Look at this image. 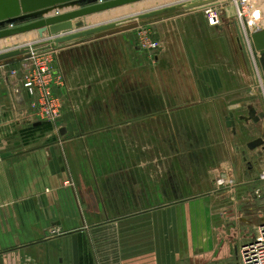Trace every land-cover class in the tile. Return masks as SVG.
I'll return each mask as SVG.
<instances>
[{
  "label": "crops",
  "instance_id": "0c3cea01",
  "mask_svg": "<svg viewBox=\"0 0 264 264\" xmlns=\"http://www.w3.org/2000/svg\"><path fill=\"white\" fill-rule=\"evenodd\" d=\"M192 1L198 7L147 24L165 32L162 57L174 75L159 88L151 67L143 81L138 72L109 76L131 78L132 87L107 89L122 96L108 102L116 109L107 113L122 120L118 129L131 119L135 130H150L143 136L148 145H157L158 112L166 113L168 129L195 122L217 128L218 135L189 142L168 137L163 154L142 158L125 147L141 145V132L104 133L113 127L104 126V103L99 122L77 119L90 112V101L87 92H73L67 76L56 73L50 84L61 99V121L36 116L43 91L31 94L27 76H0V264H240V247L264 221V200L256 195L264 179L263 101L246 106L261 120L245 116L251 73L235 6L224 4L221 23L212 26L201 6L218 0ZM122 34L73 47L118 49ZM16 61L9 69H17ZM229 117L235 126L227 125ZM142 160L148 169H141Z\"/></svg>",
  "mask_w": 264,
  "mask_h": 264
},
{
  "label": "rangeland",
  "instance_id": "374dc122",
  "mask_svg": "<svg viewBox=\"0 0 264 264\" xmlns=\"http://www.w3.org/2000/svg\"><path fill=\"white\" fill-rule=\"evenodd\" d=\"M188 1L192 0H144L114 8L103 13L94 14L83 20L88 26L117 20L119 21L120 28H122L131 23H138L139 19L137 18V15L139 13L157 7L171 5L174 3H183L182 5L184 6V9H190V4L187 3ZM239 7V9L244 11V13L248 12L244 14V21L246 22V25L248 22V27L250 26L252 30L258 29L261 25L260 22L264 20V15H261V11L263 10L262 1H259L255 7L249 4H243ZM235 10H237V8H235ZM119 32L123 34L116 39L122 42V45H120L118 49L116 45L110 46L104 45V43L82 45L81 47H73V44L58 46L55 44L53 37L45 35L44 38H41L36 31L1 39L0 52L14 48H29L30 51L24 55L11 59V62L19 60L13 64L17 69H9L12 68L7 66L9 65V61H5V63H3L5 65L0 64V76L14 75L35 78L36 76H43L41 74V69L43 67H48L47 75L52 72V76H56V73H59L60 76H67V79L64 78L65 83L68 81L70 86L77 87V89L73 90V92L76 91L77 95L87 92V101H90L88 105V110L90 112L78 113L77 119L94 121V123L99 122L102 115L99 112L101 107L100 103H104V126L113 125L110 129L104 128V133L111 131L116 134L117 130H120L124 131L126 136H132L133 132L135 134L138 131L141 132V145H126L125 147L129 152L139 153L142 158L145 156V153L148 154L149 152L156 153L157 155L163 154L165 152L164 149L166 148L164 144L166 143V138L168 137H183L188 139L189 142L190 140L196 141L199 138L201 139L203 137L218 135L219 132L217 128L204 127L202 123L195 122H185L182 127L168 129L165 126V112L157 113L158 125L155 136L157 145H148V138H143V136H147L150 130L143 128L135 130L132 127L131 119H126L124 128H121V123H119L120 129L117 128V122H122V120L117 121V113H107V111L108 109H110V111H114L113 109H116L115 104L111 105L108 102L111 100L115 101L117 97L121 99V91L117 93V90L108 91L107 89L116 88L118 83H121L124 88H131L132 80L130 78L127 81L120 82H118L117 79L107 81L106 79L109 76H137L139 73V76H142L143 81V79H148V68L151 67V69L157 73L159 79L157 85L159 88L160 86L163 87L165 83V76L174 75L171 70V64L166 62L165 58L162 57L167 48V43L162 37L165 36V32L162 33L163 35L157 34L154 28L148 27L147 24L138 26L134 29ZM152 44H154L155 48H152ZM62 48L67 49L62 50ZM149 59L151 61L150 63ZM247 64L249 66L251 76H249V79L247 80L248 85L246 92L248 95L244 108V114L249 118L251 110L246 108V106L249 107L251 104H254L257 107H261L262 102L257 103V98H261L263 101L261 112L264 116V64H262L261 61L260 64L258 63L261 72H258V69H256V63H253L254 65L251 67L248 60ZM200 82L209 87L212 85V81L208 82L206 80H201ZM82 85L84 87H82ZM51 86L50 89L52 91ZM86 88L87 90H85ZM102 88H104V92L99 90H103ZM102 92L104 93V96H102ZM110 92H113V96H110ZM118 94L119 96H117ZM126 94L127 91L124 92L123 98L126 97ZM65 99H67V97H65ZM78 100L84 101V97H78ZM157 104L158 108L163 107V95L158 96ZM62 119L63 118H61L60 121ZM91 131L99 132V129L94 128L91 129ZM189 147L191 148V145ZM168 151H170V149H168ZM132 164H136V161ZM131 167V162L126 161L125 168ZM140 167L141 169H148V162L142 160ZM260 183L261 189L259 188L258 191L260 193L256 192V195L260 199L264 200V179H262ZM158 196L162 198L164 194H158ZM159 200L160 199H158V201Z\"/></svg>",
  "mask_w": 264,
  "mask_h": 264
},
{
  "label": "water",
  "instance_id": "95a60500",
  "mask_svg": "<svg viewBox=\"0 0 264 264\" xmlns=\"http://www.w3.org/2000/svg\"><path fill=\"white\" fill-rule=\"evenodd\" d=\"M140 1L144 0H0V40L37 31L41 38L46 34L53 37L58 46L79 44L180 14L184 8L183 3H174L150 9L137 15L138 23L122 28L117 20L91 26L86 25L83 20L88 16ZM187 3L190 8L198 7L195 1ZM251 40L253 49L259 52L260 61L264 64V27L254 32ZM28 51L29 48L2 51L0 64L11 62V59ZM250 116L255 121L260 119L254 110H251ZM227 125L235 126L232 117L227 119Z\"/></svg>",
  "mask_w": 264,
  "mask_h": 264
},
{
  "label": "built area",
  "instance_id": "2783aa9c",
  "mask_svg": "<svg viewBox=\"0 0 264 264\" xmlns=\"http://www.w3.org/2000/svg\"><path fill=\"white\" fill-rule=\"evenodd\" d=\"M220 1V2H218ZM211 1L203 6H201V10L204 12L207 21L210 25L215 26L221 23L222 17L224 14L223 5L226 3L233 4L237 6V15L238 18V30H239V40L243 47V50L248 57V60L252 65L256 63V69H260L258 63L260 62V54L255 51L252 47L251 35L262 29L260 25L258 29L252 30V28L248 27V22L244 21V11L240 10L239 6L246 4L248 0H218ZM263 10L261 11V15H264V0L262 2ZM243 17V18H242ZM151 47V46H149ZM152 48H155L154 44H152ZM260 64V63H259ZM41 74L43 76L35 77V78H27L25 80V86L28 88L31 94L35 93L37 88L43 91L42 103H40L36 110V116L41 120H57L62 116L61 112V99L53 95L50 84L53 81L52 72L47 75L48 67H43L41 69ZM261 72V69H260ZM43 83V84H41ZM264 175V173H263ZM264 177V176H263ZM239 263L240 264H264V221L257 226L254 238L243 244L239 249Z\"/></svg>",
  "mask_w": 264,
  "mask_h": 264
},
{
  "label": "bare ground",
  "instance_id": "6f19581e",
  "mask_svg": "<svg viewBox=\"0 0 264 264\" xmlns=\"http://www.w3.org/2000/svg\"><path fill=\"white\" fill-rule=\"evenodd\" d=\"M234 6V5H233ZM235 8H237V6H235ZM244 13V12H243ZM246 13H248V12H246ZM243 18V17H242ZM260 70L258 69V72H259Z\"/></svg>",
  "mask_w": 264,
  "mask_h": 264
},
{
  "label": "flooded vegetation",
  "instance_id": "af4514ba",
  "mask_svg": "<svg viewBox=\"0 0 264 264\" xmlns=\"http://www.w3.org/2000/svg\"><path fill=\"white\" fill-rule=\"evenodd\" d=\"M251 113V112H250ZM263 115V114H262ZM259 116V115H258ZM260 117V119L259 120H261L262 118H261V116H259ZM263 118H264V116H263Z\"/></svg>",
  "mask_w": 264,
  "mask_h": 264
}]
</instances>
